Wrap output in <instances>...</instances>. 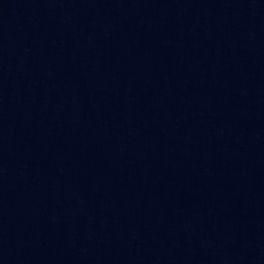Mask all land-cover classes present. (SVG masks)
<instances>
[{
    "label": "water",
    "instance_id": "water-1",
    "mask_svg": "<svg viewBox=\"0 0 264 264\" xmlns=\"http://www.w3.org/2000/svg\"><path fill=\"white\" fill-rule=\"evenodd\" d=\"M0 264H264V0H0Z\"/></svg>",
    "mask_w": 264,
    "mask_h": 264
}]
</instances>
